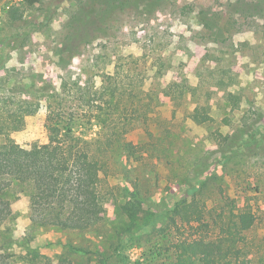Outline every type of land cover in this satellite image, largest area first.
Instances as JSON below:
<instances>
[{"label": "rangeland", "instance_id": "obj_1", "mask_svg": "<svg viewBox=\"0 0 264 264\" xmlns=\"http://www.w3.org/2000/svg\"><path fill=\"white\" fill-rule=\"evenodd\" d=\"M100 5L112 7L103 29L76 52L65 50L69 21ZM11 11L22 18L10 20ZM55 120L62 126L73 120L74 136L98 139L99 155L112 159L108 175L100 172L95 197L105 209L102 220L83 233L42 227L33 222L32 194L7 191L0 264H170L177 253L191 264L181 243L192 230L181 218L192 200L181 206L171 236L140 233L136 226L123 236L122 206L128 205L120 189L126 173L139 182L148 201L128 211L136 221L172 211L201 158L192 181L200 189L196 200L223 214L211 233L220 237V248L208 257L225 259L224 247H238L224 220L232 219L236 232L241 212L256 218L242 234L255 255L241 262L264 254V0L0 2V144L12 151L48 148L67 172L62 144L50 142ZM5 123L19 124L13 130ZM118 143L133 146L116 152ZM55 213L58 221L63 208Z\"/></svg>", "mask_w": 264, "mask_h": 264}, {"label": "trees", "instance_id": "obj_2", "mask_svg": "<svg viewBox=\"0 0 264 264\" xmlns=\"http://www.w3.org/2000/svg\"><path fill=\"white\" fill-rule=\"evenodd\" d=\"M3 1L0 0V2ZM25 2L28 6H33L40 3L41 0H25ZM121 4L126 6L127 2ZM111 10L112 7L107 5H100L96 10L81 9L79 14L70 20L67 25L64 44H67L68 47L65 50L76 52L75 50L80 45L89 42L97 32L103 29ZM9 14L12 21H18L22 18L20 15L12 13V11ZM20 119L22 120L21 117ZM193 119L198 123L205 121V117H201V115H194ZM55 121V124L51 122L49 129L50 142L51 144H62L63 151L66 154V162L70 165L67 172L58 167L55 155L48 148L34 144L29 149L20 148L12 151L8 149L6 144H0V223L5 219L7 205L10 204L9 201L5 202L1 197L5 192L19 188H26L32 194L33 222L39 226H57L83 233L92 230L102 220L105 209L95 201V197L101 195L102 178L100 172L106 176L108 175L110 167L113 166L112 159H105V154L99 155L100 150L98 147L102 144H97L98 139L81 140L76 138L73 134V120L63 126L61 122L57 123L58 121ZM18 124L6 125L5 123V127L16 130ZM164 136L166 135H163V138H165ZM166 139L174 143L172 135ZM132 146V143H118L114 145L116 149L113 150L119 152V147L123 151ZM152 146L156 152H159L155 144ZM76 157L77 160H75ZM158 157L161 158L162 154H159ZM203 163L202 158L194 163L189 177L183 181V192L172 211L170 209L166 211L159 209L148 212L141 215L137 221V218L132 215L133 212L128 213V211L130 212L133 207L138 208V204L148 200L144 199L139 182L132 183L131 179L128 180V174L126 173L127 181L120 189L121 196L127 199L126 204L128 205L122 206L121 218L123 216L126 220L122 234L123 236L130 235L131 226H136L137 231L140 233L164 232L165 236H171L173 229H178L177 217L181 206L192 200L191 208L181 218L192 230V233H188L181 243L184 251L190 254V263L245 264L241 262V259L254 254L252 251H248L247 248L250 242H248L245 235H242L254 228L256 218L252 213L241 212L239 214L236 232L233 230L232 219L224 220L225 234L237 238L239 245L233 250L227 246L224 247L226 250L225 259L208 257L211 253L216 254L220 248V237L213 236L211 233L219 226V220H221L223 214H216L215 211L207 207H200L196 200L200 189L192 187L194 184L192 181L197 176L199 167ZM117 165H119V161ZM57 207L63 208V213L58 221H56L55 213ZM135 221L136 223L131 224ZM212 224L215 225L214 229H212ZM39 264L73 263L65 259L56 263L45 262ZM170 264H182L181 255L177 253ZM249 264H264V254L255 256Z\"/></svg>", "mask_w": 264, "mask_h": 264}]
</instances>
